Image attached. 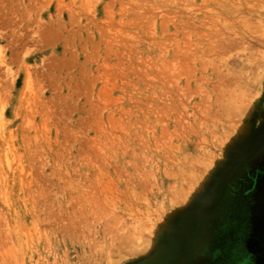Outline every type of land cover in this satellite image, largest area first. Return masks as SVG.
<instances>
[{"label":"rangeland","instance_id":"obj_1","mask_svg":"<svg viewBox=\"0 0 264 264\" xmlns=\"http://www.w3.org/2000/svg\"><path fill=\"white\" fill-rule=\"evenodd\" d=\"M0 264H264V0H0Z\"/></svg>","mask_w":264,"mask_h":264},{"label":"bare ground","instance_id":"obj_2","mask_svg":"<svg viewBox=\"0 0 264 264\" xmlns=\"http://www.w3.org/2000/svg\"><path fill=\"white\" fill-rule=\"evenodd\" d=\"M0 117H3V116H2V113H1Z\"/></svg>","mask_w":264,"mask_h":264}]
</instances>
